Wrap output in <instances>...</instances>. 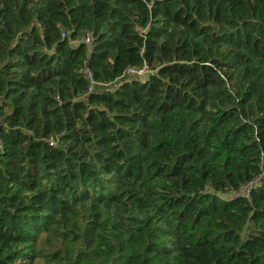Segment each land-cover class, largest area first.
<instances>
[{"label":"trees","instance_id":"16d2710c","mask_svg":"<svg viewBox=\"0 0 264 264\" xmlns=\"http://www.w3.org/2000/svg\"><path fill=\"white\" fill-rule=\"evenodd\" d=\"M0 264H264V0H0Z\"/></svg>","mask_w":264,"mask_h":264},{"label":"built area","instance_id":"2783aa9c","mask_svg":"<svg viewBox=\"0 0 264 264\" xmlns=\"http://www.w3.org/2000/svg\"><path fill=\"white\" fill-rule=\"evenodd\" d=\"M63 36L65 35V33L62 34ZM80 42H83L86 47L88 48V50L90 49L91 45H92V36H91V33L88 32V31H85L80 40ZM82 72L85 76V78L87 79V81L89 82L88 84V88H87V91H92L94 86L96 84H98V82L94 79L93 77V74H92V71L90 70V68L86 65L83 66L82 68ZM125 73L127 75H134L135 77H145L147 76L149 73H151V70L149 69L148 65L147 64H144L143 66L139 67V68H127ZM259 179H253L249 182H246L244 184H242L238 191H236L234 193V195L236 196H242V197H245V198H248L249 195H250V192L253 188L256 187L257 183H258Z\"/></svg>","mask_w":264,"mask_h":264}]
</instances>
